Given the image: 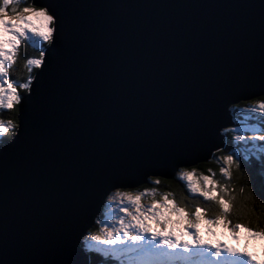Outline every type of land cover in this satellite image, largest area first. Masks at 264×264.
Here are the masks:
<instances>
[{
  "label": "snow or ice",
  "instance_id": "1",
  "mask_svg": "<svg viewBox=\"0 0 264 264\" xmlns=\"http://www.w3.org/2000/svg\"><path fill=\"white\" fill-rule=\"evenodd\" d=\"M156 6L0 0V110L18 114L16 123L0 120V264H90L93 258L99 264H264V228L230 219L237 206L233 170L244 173L254 194L248 171L254 161L241 159L239 146L250 145L251 157L264 165V98L228 109L241 127L221 130L230 137L227 153L216 155L224 152L217 147L210 157L219 179L210 168L199 175L195 168L175 169L174 178L198 203L177 201L156 187L159 175L144 173L151 186L112 185L102 204L111 220L97 216L102 226L73 241L93 186L131 171L114 161L163 163L194 147L223 80L242 79L264 94V0L258 19L246 2L221 5L234 11L211 17L133 12ZM21 46L38 55L21 57ZM18 58L29 72L19 83L9 75ZM46 71V85L34 87ZM161 97L170 102L158 106ZM24 131L31 139L20 145ZM8 132L12 139H3ZM216 227L237 245L242 230L244 246L217 241ZM249 239L261 242L259 257Z\"/></svg>",
  "mask_w": 264,
  "mask_h": 264
},
{
  "label": "water",
  "instance_id": "2",
  "mask_svg": "<svg viewBox=\"0 0 264 264\" xmlns=\"http://www.w3.org/2000/svg\"><path fill=\"white\" fill-rule=\"evenodd\" d=\"M93 3L102 4L105 0H91ZM133 4L139 5H158L156 7H140L133 9L137 15H148L154 17H211L215 15H227L234 11L227 7H219L230 3L246 2L254 7L249 9L257 19L259 15V6L261 0H130ZM97 14H102L103 9L97 8L94 10ZM258 55V51H257ZM37 71V70H36ZM35 71V72H36ZM48 79L47 71L42 73L38 80L34 82V87L43 88ZM258 97H264L258 87L252 86L250 83L242 80H223L220 84L219 91L213 97L210 105V112L202 124L196 144L194 147L184 148L181 151L170 155L166 162L144 164H135L132 161L116 160L114 161L117 167H130L131 171L116 178L101 180L96 183L87 201L83 204L81 211L73 227V241L78 243L80 233L87 231L94 225L95 218L101 214L102 204L106 202V193L115 190L116 185L123 183L128 186L127 190H132L144 185V180L147 178L144 173L157 174L160 178H174L175 169L178 167H193L199 163L207 162L212 153L217 147H222L225 143V136L221 134L223 128L234 125L232 113L229 108L233 103L239 101L246 102ZM170 100L166 97H161L157 101L158 106L169 103ZM135 105L132 106L134 109ZM132 110V109H130ZM18 119V114L16 115ZM32 133L24 131L21 133L18 144L26 145L30 142ZM12 139V138H11ZM188 161L189 163L177 164L176 160ZM15 218L14 216L12 217Z\"/></svg>",
  "mask_w": 264,
  "mask_h": 264
},
{
  "label": "trees",
  "instance_id": "3",
  "mask_svg": "<svg viewBox=\"0 0 264 264\" xmlns=\"http://www.w3.org/2000/svg\"><path fill=\"white\" fill-rule=\"evenodd\" d=\"M38 55V51H34L32 48L28 46H21L20 48V56L23 57L24 55ZM36 69H32L33 74L35 73ZM28 68L24 64L23 59L18 58L15 62L14 68L9 70V75L11 78L16 79L17 83L26 79L28 77ZM264 97H260L256 100L262 99ZM255 101V100H253ZM252 102V101H251ZM250 102L239 103L237 106L240 108L245 107ZM233 114V113H232ZM17 111L15 109L11 111L7 110H0V120H3L5 123L8 121H12L13 123L17 122L16 119ZM234 116V114H233ZM235 118V117H234ZM237 121L238 118H235ZM12 133L8 132L6 137L3 139H11ZM230 141V137L226 136V144L223 153H216V155L226 154L227 153V145ZM240 158L243 159L244 155L239 154ZM250 156L254 162L250 163L248 166V171L252 175V184L254 187V194L252 196L249 195V187L248 181L244 175V173L236 172L233 170L232 172V180L231 184L236 189V202L237 206L230 217L233 223H245L248 224L250 227H255L257 230L264 228V165L260 163L258 159H255ZM195 168L197 170V174L204 173L207 174V169H212L214 172L217 173V178L219 179L218 173V164L216 161L210 159L207 162L199 163L192 168H188L189 170ZM161 183L160 185L156 186L159 188L160 191H167L173 194V197L177 201H183V203L187 206H193L198 203V200L191 199L190 194L187 193L186 188H184L183 183L178 181L175 178H160ZM151 185H142L135 190H140L144 187H149ZM243 186V193L239 191L240 187ZM184 197H189L185 199ZM202 200V198H200ZM207 203V202H205ZM209 211H212V206L208 205ZM100 220L103 218V214L99 215ZM101 225H98L96 222L94 225L89 229V231L98 230ZM90 264H99L96 258L91 259Z\"/></svg>",
  "mask_w": 264,
  "mask_h": 264
},
{
  "label": "rangeland",
  "instance_id": "4",
  "mask_svg": "<svg viewBox=\"0 0 264 264\" xmlns=\"http://www.w3.org/2000/svg\"><path fill=\"white\" fill-rule=\"evenodd\" d=\"M251 103V102H250ZM241 125L238 124L237 126H235L234 128L238 129L240 128ZM245 134H251V133H245ZM251 146L250 145H243L241 144L239 146L240 148V153H244V154H250V152L248 151V149L250 148ZM199 175V174H197ZM106 202H107V198H106ZM105 202V203H106ZM142 204H144L145 206H148L151 204V197H145L142 201H141ZM105 210L102 209L101 211V214H103V218L101 219V221H104V222H107V221H110L111 220V216H108V215H105L104 214ZM102 226V225H101ZM89 231V230H88ZM87 231V232H88ZM214 231L216 232V237L215 239L217 241H220L222 243H225V244H228V243H232V245L235 247V246H239V247H243L244 246V236L246 235L245 233H243V231H240L239 232V236H240V241H239V245H237V241L236 240H233L231 238V236L229 235V233L225 230H222L220 227H216L214 229ZM201 233L204 235V225L201 224ZM207 238V237H206ZM248 245H254L255 246V251H256V255L259 257V252H260V247L259 246V243L258 242H254L252 241L251 239L248 240ZM253 248H250L249 247V250L251 251Z\"/></svg>",
  "mask_w": 264,
  "mask_h": 264
},
{
  "label": "clouds",
  "instance_id": "5",
  "mask_svg": "<svg viewBox=\"0 0 264 264\" xmlns=\"http://www.w3.org/2000/svg\"><path fill=\"white\" fill-rule=\"evenodd\" d=\"M258 98H260V97H258ZM258 98H255V99H252V100H249V101H246V102H251V101L256 100V99H258ZM239 103H244V102H239ZM239 103H237V105H238Z\"/></svg>",
  "mask_w": 264,
  "mask_h": 264
}]
</instances>
